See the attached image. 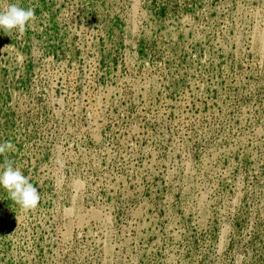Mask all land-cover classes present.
Returning <instances> with one entry per match:
<instances>
[{
	"label": "rangeland",
	"instance_id": "1",
	"mask_svg": "<svg viewBox=\"0 0 264 264\" xmlns=\"http://www.w3.org/2000/svg\"><path fill=\"white\" fill-rule=\"evenodd\" d=\"M13 3L0 264H264V0Z\"/></svg>",
	"mask_w": 264,
	"mask_h": 264
},
{
	"label": "clouds",
	"instance_id": "2",
	"mask_svg": "<svg viewBox=\"0 0 264 264\" xmlns=\"http://www.w3.org/2000/svg\"><path fill=\"white\" fill-rule=\"evenodd\" d=\"M35 18V10L31 7L25 9L18 3L8 5L0 10V30L11 36L13 30L23 33ZM9 47V46H8ZM15 151L11 141L0 143V156H4L0 163V187H3L9 198L20 207L23 212L34 210L41 199L37 188L30 182V177L25 176L21 169L14 167L6 153Z\"/></svg>",
	"mask_w": 264,
	"mask_h": 264
}]
</instances>
